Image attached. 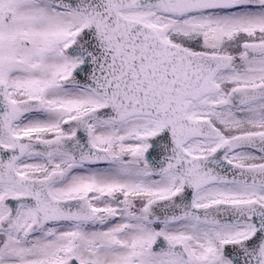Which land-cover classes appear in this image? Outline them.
Wrapping results in <instances>:
<instances>
[{
	"label": "snow or ice",
	"instance_id": "1",
	"mask_svg": "<svg viewBox=\"0 0 264 264\" xmlns=\"http://www.w3.org/2000/svg\"><path fill=\"white\" fill-rule=\"evenodd\" d=\"M0 264H264V0H0Z\"/></svg>",
	"mask_w": 264,
	"mask_h": 264
}]
</instances>
